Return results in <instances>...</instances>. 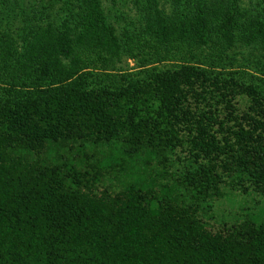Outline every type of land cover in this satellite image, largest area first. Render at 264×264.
Returning <instances> with one entry per match:
<instances>
[{
  "label": "trees",
  "instance_id": "1",
  "mask_svg": "<svg viewBox=\"0 0 264 264\" xmlns=\"http://www.w3.org/2000/svg\"><path fill=\"white\" fill-rule=\"evenodd\" d=\"M13 1L0 264H264V0H142L145 39L104 0L16 37Z\"/></svg>",
  "mask_w": 264,
  "mask_h": 264
},
{
  "label": "rangeland",
  "instance_id": "2",
  "mask_svg": "<svg viewBox=\"0 0 264 264\" xmlns=\"http://www.w3.org/2000/svg\"><path fill=\"white\" fill-rule=\"evenodd\" d=\"M15 0L14 8L15 12L9 18L13 33L16 37H20L23 33V28L27 25L25 21L27 16L31 18V22L34 25H47L48 23H60L68 16L70 12L67 10L69 6L65 5L64 0ZM159 8L164 9L166 13L172 14L177 9L179 0H158ZM185 0H181V5H184ZM242 7L249 8L254 11L258 8V0H241ZM142 0H104V10L108 14L110 21L117 28V33L122 36V33L130 32L135 35H141L143 38L146 34L143 33L145 25V15L148 10H145L147 4L144 7ZM78 5L76 0H71L70 8ZM78 11V10H77ZM74 12V11H72ZM24 18V21H23ZM1 20V19H0ZM72 25H74L72 23ZM136 38V36H135ZM145 39V38H144ZM246 50V49H242ZM135 53H139V50H135ZM143 53L138 55V60L142 59ZM138 60L129 59L126 56L123 59V63L120 65L124 69H131L136 67Z\"/></svg>",
  "mask_w": 264,
  "mask_h": 264
}]
</instances>
